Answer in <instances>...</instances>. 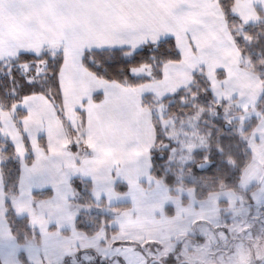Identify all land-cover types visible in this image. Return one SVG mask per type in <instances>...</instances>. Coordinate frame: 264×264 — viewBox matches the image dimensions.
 <instances>
[{
  "label": "crops",
  "instance_id": "obj_1",
  "mask_svg": "<svg viewBox=\"0 0 264 264\" xmlns=\"http://www.w3.org/2000/svg\"><path fill=\"white\" fill-rule=\"evenodd\" d=\"M233 12L244 25L256 24L260 15L264 19V0H235ZM164 38L175 41L181 58L165 63L159 80L121 85L97 78L82 64L86 50L124 48L133 52ZM44 50L62 55L58 84L63 112L77 118L82 112V135L93 155L75 160L53 105L45 96L34 95L36 113L44 114L51 127L47 136L38 134L45 143L42 147L37 139L40 157L32 155L30 163L19 161L18 192L10 202L15 215L26 217L38 231L39 241L16 243L5 219L0 173V264H21L20 252L28 264H56L75 251L77 239L84 247L90 246L85 235L75 230L77 212L72 209L70 184L74 177L91 183L94 201L95 196L105 200L104 195L115 191L117 184L141 197L149 211L159 209L155 205L159 196L170 201L169 190L150 175L155 133L151 112L141 104L145 95L156 100L170 96L189 87L193 73L202 69L214 101L226 102L247 117H258L254 106L262 93L261 81L240 66V54L216 0H0V61ZM152 72L150 67L149 74L137 77L151 78ZM247 146L251 160L242 171L239 187L250 190L251 204L264 205V118L249 134ZM44 190L51 192L48 198L33 200V192ZM221 198L233 199L230 195ZM166 208L173 209L172 220L169 226H160L165 230H158L156 236L168 233L170 237L196 218L185 206L181 209L168 202L162 213ZM150 216H136L137 221L126 223L130 228L139 220L158 223L156 214ZM135 234L149 236V232L131 235Z\"/></svg>",
  "mask_w": 264,
  "mask_h": 264
},
{
  "label": "trees",
  "instance_id": "obj_2",
  "mask_svg": "<svg viewBox=\"0 0 264 264\" xmlns=\"http://www.w3.org/2000/svg\"><path fill=\"white\" fill-rule=\"evenodd\" d=\"M227 28L240 54V66L255 74L262 84V93L254 106L258 117H251L243 124V130L239 131L236 123H228L221 115L227 106L226 102L216 103L210 91V85L202 69L196 70L192 75V83L185 89H180L170 96L156 100L150 95L141 99V104L151 112V120L155 133V142L150 150V175L160 181L173 194L176 187L192 188L198 200L205 199L210 193L220 190H229L249 201V191L240 189L239 180L242 171L251 160V153L244 136H248L261 118H264V19L256 24L244 25L233 12L235 0H216ZM129 51L124 48L103 50H86L83 53V66L97 78L108 82H116L121 85L139 86L159 80L161 69L165 63L179 62L180 53L172 38H164L155 43H148L127 55ZM62 64L61 53L54 55L47 50L38 55L21 53L16 58L0 61V109L10 111L15 104L24 97L31 95H43L53 105L55 113L67 134L71 136L72 130L65 120L61 95L58 84V73ZM143 65L152 66L151 78H135L131 70ZM220 76V74H219ZM33 78L28 81V78ZM97 95L95 98H98ZM191 99V100H190ZM189 102V103H188ZM196 105L203 109L200 115L201 124L209 131L208 149L198 150L193 153V161L180 167L172 165L169 160V152L173 143L167 139L162 131V124L156 116L160 107L164 114L161 121L169 117L177 118L184 114H190V109ZM216 111V118H210V111ZM235 113L241 112L235 110ZM24 115L17 111L13 121L22 137L26 151L25 161L31 162L32 155L28 149V141L22 133L17 121ZM78 117L83 120L82 112ZM39 144L44 147L42 137ZM166 145V146H165ZM75 151V145L70 147ZM0 154L4 160L0 163V173L4 192L5 219L12 236L19 246L29 242L36 244L39 241L38 231L31 227L26 217L15 215L11 207V198L18 192L20 164L15 156V151L4 134L0 125ZM202 165V168H198ZM74 192L71 204L80 206H106L103 199L95 203L91 197V183L74 177L70 181ZM115 190L123 192L122 185L117 184ZM49 190L32 193L33 200L48 198ZM116 208L128 207V203L112 205ZM111 217L105 213L79 212L75 220V230L87 237L94 236L101 228L115 231L109 228ZM63 234L66 235V232ZM21 264H28L24 253L20 252Z\"/></svg>",
  "mask_w": 264,
  "mask_h": 264
},
{
  "label": "rangeland",
  "instance_id": "obj_3",
  "mask_svg": "<svg viewBox=\"0 0 264 264\" xmlns=\"http://www.w3.org/2000/svg\"><path fill=\"white\" fill-rule=\"evenodd\" d=\"M131 53L129 52L126 56ZM148 66L143 65L140 68L132 69L131 73L135 78L139 75L149 74L152 66ZM32 80L33 78H28V81ZM36 98L37 96L34 95L24 97L10 111L0 109L1 128L12 144L17 160L21 163L27 154L25 155L22 137L13 121L16 112L19 110L24 114L27 113L26 118H23V115L19 119L17 118V121L22 133L29 141L28 149L35 159L40 157L37 148L41 150L37 146V139L39 141L42 137V141H44V137L38 136V134L45 132V136H47L51 127V122L44 114L36 113L39 109L35 105ZM216 103L220 104V102ZM164 111L160 107L156 116L162 124L164 136L174 145L169 152L168 161L172 165L184 167L193 161L195 151L208 149L210 133L200 121L203 109L194 105L190 109V114L186 113L177 118L169 117L161 121L160 117ZM209 113L211 119L216 118L214 109ZM221 115L228 123H236L235 126L239 131L243 130L244 122L253 117L235 113V110L227 106ZM64 117L70 126V130H72L71 136L67 134L66 130L65 133L68 148L73 153L75 160L78 162L83 157L90 158L93 154L87 141H85V135H82L81 118L67 112L64 113ZM248 137L249 135L244 136L246 142ZM71 144L75 145V151L70 148ZM3 160L4 158L0 154V163ZM24 180V186L28 188L30 186L28 178L25 176ZM21 192L27 193L23 189ZM171 195L170 201L162 199L161 196L157 197L155 205H160V207L150 211L143 205L141 197L129 191L112 190L104 195V201H106L104 207L97 205L88 207L72 203V209H75L77 214L81 211L105 213L111 217V222L108 224L109 228L115 231L101 228L94 236H85L87 239L85 243H90V246L87 245V247L81 245L77 239L75 251L56 264H149L153 260L156 261L153 264H257L264 258V205H253L229 190L210 193L205 199L198 200L192 188L179 186L173 189ZM228 195L233 198L231 201L229 199L220 200L223 199L221 197ZM94 199L97 200H93L95 203H99L101 200L97 196ZM168 202L178 204L181 209L185 206L196 218L190 226L187 224L185 227L182 224L181 232L173 233L170 237L168 233L166 235L163 233V236H156L158 230L162 232L165 230L160 226H169L167 224L172 220V208H166L165 214L162 213L163 205ZM107 203L116 205L128 203V207L116 208ZM152 214L153 216L154 214L157 215L154 217L158 223L147 224L139 220L140 224L136 222L132 228L127 224L132 219H136V216L144 219ZM178 216L180 213L173 220H177ZM117 228L118 231H116ZM134 232H149V236L131 235ZM66 234L70 236L69 232ZM26 245H32V243L29 242ZM42 264L47 263L43 262Z\"/></svg>",
  "mask_w": 264,
  "mask_h": 264
},
{
  "label": "water",
  "instance_id": "obj_4",
  "mask_svg": "<svg viewBox=\"0 0 264 264\" xmlns=\"http://www.w3.org/2000/svg\"><path fill=\"white\" fill-rule=\"evenodd\" d=\"M198 168H202V165H198ZM154 262H156V261L153 260L149 264H153ZM259 264H264V259Z\"/></svg>",
  "mask_w": 264,
  "mask_h": 264
},
{
  "label": "flooded vegetation",
  "instance_id": "obj_5",
  "mask_svg": "<svg viewBox=\"0 0 264 264\" xmlns=\"http://www.w3.org/2000/svg\"><path fill=\"white\" fill-rule=\"evenodd\" d=\"M247 191V190H246ZM250 194V191H249ZM249 202H250V197H249ZM264 258H262L257 264H259Z\"/></svg>",
  "mask_w": 264,
  "mask_h": 264
}]
</instances>
